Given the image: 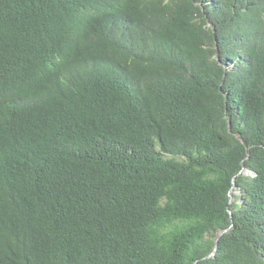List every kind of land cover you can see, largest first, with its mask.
<instances>
[{"label": "trees", "instance_id": "obj_1", "mask_svg": "<svg viewBox=\"0 0 264 264\" xmlns=\"http://www.w3.org/2000/svg\"><path fill=\"white\" fill-rule=\"evenodd\" d=\"M194 262L264 264V0H0V264Z\"/></svg>", "mask_w": 264, "mask_h": 264}, {"label": "water", "instance_id": "obj_2", "mask_svg": "<svg viewBox=\"0 0 264 264\" xmlns=\"http://www.w3.org/2000/svg\"><path fill=\"white\" fill-rule=\"evenodd\" d=\"M238 173H240V174H244V175H248V174H249V175H255V172H254V171L246 170L245 168H242L241 171H239ZM233 189H234V190L236 189L234 182H232V187L230 188V190H229V192H228L229 202L232 201V197H231V195H230V191L233 190ZM225 231H226V230H223V231H221V232L218 233V237L215 239V242H214L213 250H212V252H211L208 256H206V258H208V257H210V256H213V255L215 254L216 247H217V240H218L219 236H220L223 232H225ZM194 264H196V262H194Z\"/></svg>", "mask_w": 264, "mask_h": 264}, {"label": "rangeland", "instance_id": "obj_3", "mask_svg": "<svg viewBox=\"0 0 264 264\" xmlns=\"http://www.w3.org/2000/svg\"><path fill=\"white\" fill-rule=\"evenodd\" d=\"M230 195H231V197H232V201H233V199H235L234 197L236 196V195H239V192L237 191H235L234 189L231 191V193H230Z\"/></svg>", "mask_w": 264, "mask_h": 264}, {"label": "clouds", "instance_id": "obj_4", "mask_svg": "<svg viewBox=\"0 0 264 264\" xmlns=\"http://www.w3.org/2000/svg\"><path fill=\"white\" fill-rule=\"evenodd\" d=\"M232 191V190H231ZM237 192V189L235 190ZM231 193V192H230Z\"/></svg>", "mask_w": 264, "mask_h": 264}]
</instances>
